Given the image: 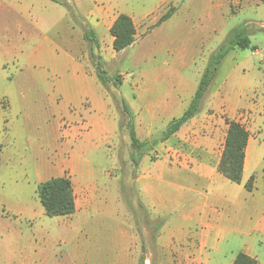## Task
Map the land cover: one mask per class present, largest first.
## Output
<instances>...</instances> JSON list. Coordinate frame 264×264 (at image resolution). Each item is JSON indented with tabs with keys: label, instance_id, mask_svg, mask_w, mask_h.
<instances>
[{
	"label": "crops",
	"instance_id": "obj_1",
	"mask_svg": "<svg viewBox=\"0 0 264 264\" xmlns=\"http://www.w3.org/2000/svg\"><path fill=\"white\" fill-rule=\"evenodd\" d=\"M120 1L126 0H0V79L8 81L3 65L21 59L30 67L38 66L51 73L58 83L56 96L63 99L66 94L62 93L59 83L71 66L70 78L76 83L78 101L87 106L85 116L70 120L64 131V137L75 143L73 152L65 156V140L58 145L61 151L52 164L48 131L39 141L36 154L37 184L63 176L72 184L75 211L59 219L66 241L74 244L71 257H67L69 264H133L131 219L112 201L118 183L103 178L102 173L96 171L99 166L94 156L105 147L110 161L116 163L120 125L111 101L98 89L100 82L84 54L86 42L113 44L109 30L119 14L129 16L135 26L134 10H126V4ZM152 1L153 4L144 6L141 16L162 12L167 2L176 0ZM88 31L94 33L96 42L84 40L83 35ZM157 44L161 45V41ZM252 53H257L256 47ZM139 59L144 61L143 57ZM140 75L142 85H139L143 89L132 95L138 105L125 101L136 117V136L145 141L156 127H166L154 125L155 122L167 118L168 124L180 116L188 104L180 107L178 90H168L172 85L165 87L164 93L156 90L159 81H166V75ZM25 78L35 84L42 75L30 69ZM230 78L229 74L220 91L210 96L208 106L214 110L212 115L205 112L198 120L195 117L189 120L169 139L142 156L137 166L131 160V149L130 162L138 171L135 179L137 207L145 213L142 223L146 229L140 230V236L142 240L149 237L153 245V249L145 245L146 256L141 255L138 264H207L212 255L221 253L224 243L236 238H245L242 253L255 259L257 264H264L254 250L256 241L261 244L259 238L264 239V187L254 184L250 192L243 187L250 175L257 176L263 171L264 102L244 97L245 81L238 92L231 91ZM170 82L178 83V79L171 76ZM259 83L263 84L264 80L259 79ZM145 88L151 89L150 95H146L148 90L143 91ZM36 93V106L29 112L44 114V98L46 95L50 99V94L38 90ZM65 110L58 108L54 114L64 116ZM238 110L245 111L248 121L245 129L249 133L239 185L217 171L228 128L224 116L239 122ZM139 122L150 125H138ZM123 137L130 146L127 137ZM110 201L111 211L108 210ZM0 208V220L14 216L3 211L6 210L4 205ZM95 213H100L99 217ZM118 214L123 215L120 227L113 224Z\"/></svg>",
	"mask_w": 264,
	"mask_h": 264
},
{
	"label": "rangeland",
	"instance_id": "obj_2",
	"mask_svg": "<svg viewBox=\"0 0 264 264\" xmlns=\"http://www.w3.org/2000/svg\"><path fill=\"white\" fill-rule=\"evenodd\" d=\"M152 2L154 1H120L126 4V10H134L136 14L133 18L136 28L133 47L117 53L113 50V44L84 43V54L90 68L95 70L94 63L98 62L107 74L105 86H99V83L97 85L111 101L118 125H125L126 121L120 99H127L130 104L138 105L133 101L132 95H137L143 89L139 82L142 79L141 73L166 75V81H159L156 90L164 93L167 90L164 88L172 85L168 90H178L180 107L188 104L210 55L224 42L232 29L239 27L246 29L251 46L257 48V53L253 55V50L249 48L235 49L228 54L220 65L195 119L198 120L205 112L207 115L214 113L208 106L211 102L210 96L220 91L229 74L231 91L238 92L245 81L244 97L257 103L264 102V83H259V79L264 80V2L176 0L167 2L162 12L141 16L143 9L153 4ZM169 7H175L172 18L156 28L158 19ZM117 10L116 8L115 11ZM158 41H161V45L157 44ZM90 54L94 56L93 61L90 60ZM142 57L144 61L138 60ZM2 68L8 81L0 79V205L5 206L6 210L2 208L3 211L14 216L0 220V264H69L67 261L74 251V244L66 241L59 222L62 217L45 216L36 195V154L39 141L41 142L43 135L46 137L48 131L49 160L52 164L56 163V154L61 151L58 145L65 140V156L73 152L75 143L64 137V131L70 120H79L80 116H85L87 106L78 101L76 83L70 78L73 71L71 66L59 83L62 93L66 94L63 99L57 98L58 83L47 70L38 66L30 67L21 59L11 61ZM30 69L42 75L39 82L34 84L26 80L25 76ZM171 76L178 79V83H171ZM37 90L50 94V99L46 95L44 98V114L33 110L29 112L30 108L36 106ZM147 90L145 88L143 91ZM150 90L146 95H150ZM129 102L126 101L127 104ZM58 108L66 109V115L56 116L54 112ZM244 113L245 111L238 110L236 119L240 118L239 123L247 125L248 121L243 120ZM110 116L112 120V113ZM224 119L226 123L228 118L224 116ZM133 120L135 124L134 115ZM166 120L167 118L160 123L155 122L154 125H167ZM261 122L264 125V114ZM198 123L197 121L196 125ZM138 125L150 124L139 122ZM55 128L59 129V133ZM164 128L156 127L150 139L160 136ZM119 133L118 160L112 163L106 148L102 147L94 155L99 166L96 171H100L103 178L111 181L114 179L118 183V191L112 201L120 205L121 210H125L131 219L132 244L134 243L131 261L138 264L140 256H146L145 245L151 249L153 245L149 237L142 240L140 236V230L145 228L142 223L145 213L137 207L139 199L135 179L138 171L130 162L132 148L124 141L123 136H126L130 142L127 129L120 128ZM46 146L45 143L44 148ZM262 168L263 171L254 180L259 188L264 187V164ZM111 209L112 204L108 210ZM119 213L123 214L122 211ZM99 214L95 213V216L99 217ZM122 223L123 215L118 214L113 224L120 227ZM259 239L262 243L256 241L254 250L260 262L264 263V239ZM244 240L245 238L229 239L222 245L221 253L212 255L207 264H230L235 255L242 252Z\"/></svg>",
	"mask_w": 264,
	"mask_h": 264
},
{
	"label": "trees",
	"instance_id": "obj_3",
	"mask_svg": "<svg viewBox=\"0 0 264 264\" xmlns=\"http://www.w3.org/2000/svg\"><path fill=\"white\" fill-rule=\"evenodd\" d=\"M263 3L264 0H258ZM175 12V8L168 9L157 21L156 26L162 24L169 19ZM110 35L114 38L113 50L122 52L129 48L135 41V26L132 19L126 14H119L109 30ZM84 40L96 42L94 33L88 31L83 35ZM255 47L251 46L247 31L244 27L234 28L230 31L223 43L219 45L217 50L212 53L208 59L205 69L200 77L195 92L190 99L186 109L180 116L173 118L166 125L161 135L153 137L149 140L140 141L136 136L133 113L124 99H120L122 113L126 117L125 125H120L127 129L130 146L132 148L131 160L135 166L139 164L140 159L146 153L153 149L157 144L166 141L174 135L182 125L193 119L201 109L202 101L207 91L213 83L220 65L228 54L235 50H247ZM90 58L94 59L93 54ZM95 74L102 86H105L107 74L101 69L98 62L94 63ZM228 126L222 155L217 166V171L228 181L234 184L242 183V172L245 157V148L248 142V131L237 121L226 119ZM255 175H250L243 184L247 192L253 190ZM37 198L42 206L44 215L49 218L65 217L74 213L75 202L71 181L68 177L50 178L44 182L37 184ZM232 264H257L256 260L249 257L245 253H238Z\"/></svg>",
	"mask_w": 264,
	"mask_h": 264
},
{
	"label": "built area",
	"instance_id": "obj_4",
	"mask_svg": "<svg viewBox=\"0 0 264 264\" xmlns=\"http://www.w3.org/2000/svg\"><path fill=\"white\" fill-rule=\"evenodd\" d=\"M244 121H246V118H243ZM244 128L247 127V125H243L244 123H240Z\"/></svg>",
	"mask_w": 264,
	"mask_h": 264
}]
</instances>
